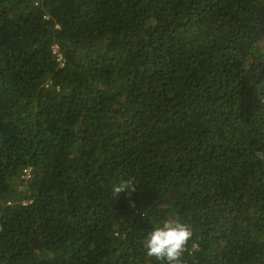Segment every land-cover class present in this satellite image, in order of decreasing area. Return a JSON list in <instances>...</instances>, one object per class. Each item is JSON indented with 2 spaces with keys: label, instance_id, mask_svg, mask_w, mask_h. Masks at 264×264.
I'll use <instances>...</instances> for the list:
<instances>
[{
  "label": "trees",
  "instance_id": "trees-1",
  "mask_svg": "<svg viewBox=\"0 0 264 264\" xmlns=\"http://www.w3.org/2000/svg\"><path fill=\"white\" fill-rule=\"evenodd\" d=\"M0 220V264H264V0H0Z\"/></svg>",
  "mask_w": 264,
  "mask_h": 264
},
{
  "label": "built area",
  "instance_id": "built-area-1",
  "mask_svg": "<svg viewBox=\"0 0 264 264\" xmlns=\"http://www.w3.org/2000/svg\"><path fill=\"white\" fill-rule=\"evenodd\" d=\"M53 54L57 57V60L60 62L61 65L64 64V56L60 50V47L58 44H54L52 46ZM32 175V169L31 167H27L24 169L23 177H28V179ZM10 203V202H9ZM2 230V222L0 220V231Z\"/></svg>",
  "mask_w": 264,
  "mask_h": 264
},
{
  "label": "rangeland",
  "instance_id": "rangeland-1",
  "mask_svg": "<svg viewBox=\"0 0 264 264\" xmlns=\"http://www.w3.org/2000/svg\"><path fill=\"white\" fill-rule=\"evenodd\" d=\"M22 178H23V179H28V177H23V175H22Z\"/></svg>",
  "mask_w": 264,
  "mask_h": 264
}]
</instances>
